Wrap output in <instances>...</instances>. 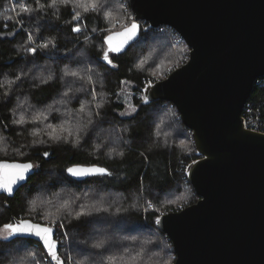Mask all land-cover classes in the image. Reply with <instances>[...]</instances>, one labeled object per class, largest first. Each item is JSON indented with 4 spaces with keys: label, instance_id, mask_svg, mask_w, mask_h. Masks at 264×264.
Instances as JSON below:
<instances>
[{
    "label": "trees",
    "instance_id": "trees-1",
    "mask_svg": "<svg viewBox=\"0 0 264 264\" xmlns=\"http://www.w3.org/2000/svg\"><path fill=\"white\" fill-rule=\"evenodd\" d=\"M101 2L100 10L84 12L75 4L48 7L49 0H40L44 5L40 8L36 0H0V135L12 149L26 152L24 159L12 155L0 160L38 166L13 199L0 196V228L15 220L44 226L39 217L29 215L30 204L38 205L37 210L42 208L47 215L48 209H63L64 199L70 207L63 218L72 239L68 253L80 264H107L110 256L120 264V257L127 259L137 252L141 253L139 264H174L171 243L156 230L155 220L198 202L185 171L199 157L175 108L165 103L143 106L142 91L155 84L159 74L175 67L176 61L188 57L189 50L175 32L164 28L150 30L149 35L140 31L139 40L125 53H112L105 38L114 33L107 32L110 21L104 13L117 9L118 3L127 14L131 12L124 0ZM24 6L32 11L22 12ZM118 11V18H123L124 10ZM77 12L81 14L79 21L72 19ZM75 26L79 32L72 31ZM164 31L175 35L179 43L173 46ZM45 44L48 47H42ZM152 44L156 68L149 75L151 69L142 70L139 63ZM29 48L36 52L31 54ZM106 51L111 64L103 59ZM180 53L187 55L180 58ZM40 70L48 77L42 82L36 77ZM71 72L77 75H69ZM65 77H70V82ZM124 91L135 94L132 102L137 112L129 119L120 117ZM56 102L69 109L65 115L69 122L56 119L55 114L51 120L39 122L43 113L51 115ZM22 103L29 107L25 118L17 108ZM81 108L85 115L75 130L73 119ZM242 118L264 134V78L256 82ZM60 126L81 132L78 142L48 139L62 129ZM111 136L113 144L108 141ZM45 152L48 156L43 155ZM71 166H99L110 175L77 184L65 176ZM50 170L61 184H44ZM176 201L182 208H175ZM81 211L91 215L77 220L76 213ZM94 226H100L99 233L92 229ZM101 241L106 242L105 248L91 247ZM20 244L39 252L49 264L42 248L25 240H0V264H33L19 250L16 258L8 253ZM59 254L66 260L67 253L60 248Z\"/></svg>",
    "mask_w": 264,
    "mask_h": 264
},
{
    "label": "water",
    "instance_id": "water-1",
    "mask_svg": "<svg viewBox=\"0 0 264 264\" xmlns=\"http://www.w3.org/2000/svg\"><path fill=\"white\" fill-rule=\"evenodd\" d=\"M124 1L137 34L112 53L122 55L134 45L142 24L172 30L189 50L183 67L142 91L143 106L175 108L199 157L185 171L198 202L155 223L171 243L174 264H264V134L247 130L242 118L264 78V0ZM121 32L110 35L112 47L121 45ZM33 173L35 168L23 187ZM65 176L82 184L109 175L77 178L65 170ZM23 187L0 196L11 200Z\"/></svg>",
    "mask_w": 264,
    "mask_h": 264
},
{
    "label": "rangeland",
    "instance_id": "rangeland-1",
    "mask_svg": "<svg viewBox=\"0 0 264 264\" xmlns=\"http://www.w3.org/2000/svg\"><path fill=\"white\" fill-rule=\"evenodd\" d=\"M118 5L119 6H117V5H114V6L115 7L117 6L118 10H122V9L124 10V14L125 15H123V18H118L119 15L117 13L119 11L117 9H115V10L107 9L106 12L104 13V15L106 16V19L110 21V27H109V29L107 31L110 34L123 31L124 30L123 26H130L132 24V21H133L132 15L127 14V9L123 8L124 7L123 4L118 3ZM167 30H170V29H167ZM141 32H143V34L149 35L150 29L148 28L147 25L142 24L141 25ZM164 33H167V31H164ZM167 35H168V38H171L173 46H174V44L179 43V42L183 43V41L179 37H178L180 39V40H178L179 42H176L177 38L174 37L175 35H172L171 32L167 33ZM153 46L154 45L152 44L150 46V48L147 50L148 53L146 55L144 54V56H142L140 58L142 60L139 63V68L140 69H142V70L143 69H145V70L146 69H151L149 71V73H148L149 75H151L152 72L154 71V69L156 68V67H154V64H156V63H154V59H155L154 56L156 54V51H155ZM31 54H32V52H31ZM159 54H160V52H159ZM185 55H187V54L186 53H180L178 57L181 58L182 56H185ZM185 57H186V59H185ZM185 57L179 63H178V61H176L175 62V64H176L175 67H179L178 69H180L181 66L183 67L188 62L189 54H188V57L187 56H185ZM163 60H165V58ZM175 67H173V68L171 67L170 69H166V71L164 73L159 74L158 77H156V83L166 80L168 78V76L173 73L172 70ZM36 77H37L38 81H40V82H42V81H44V80H46L48 78L46 76V73L44 72V70L38 71L36 73ZM66 78H68V80ZM64 79L70 82V77H65ZM67 95L68 94H66L64 96H67ZM134 95L135 94L129 93L127 91H124V93L121 94V101H122V103L124 105V111L120 114V117L122 119H129V118L133 117L136 114L137 109L135 108V106L133 105V102H132V98H135ZM22 104H23V106H22ZM22 104H19L17 108H18L20 113H23V114H21V116L25 118L26 116H25L24 113L27 112V110H29V107L28 108L25 107L27 105L26 103H22ZM57 105L58 104L56 102L54 104V106H52V108L50 109L49 112H50L51 115H47V113L41 112V113H43V115L42 116L40 115L39 122L43 121L42 122V124H43V123L47 122L48 120H51L55 115H57L58 118H56V119H58V120L65 119L66 122L68 123L69 120L66 119L65 115L68 113L69 109L68 108H64V105H58V107H57ZM55 108H56V110H55ZM85 111L86 110L78 112V114H76L78 116L75 119H73L76 122L75 130L79 129L78 121L81 120V123H82V118L81 117L85 115L84 114ZM25 122H23L21 124H24ZM60 128H62V129H58V131H56L55 134H50L48 139L53 140L54 142H57L58 140H62V139H65L66 141H73L75 143L78 142L77 140L80 138L81 132H77L76 133L74 130H73V132H71L69 129H68L69 131H66L62 126H60ZM85 134H86V132H85ZM110 140H113L112 136H111L110 139H108V141H110ZM111 143L109 144L110 146L113 144V143L112 144ZM24 153H26V152L20 153L19 151H16V150L12 149L11 146L9 144H7L4 141V139L1 137V135H0V159L9 158L12 155L18 156L19 159H24L25 158V154ZM35 168H36V170H38V166H36ZM51 172H53V171H51V170L47 171L46 174L48 175V177H46V181H44V184H61L57 174H54V173H51ZM62 184H64V183H62ZM176 202L178 204L175 205V208H182V207H180L181 204L178 201H176ZM66 203L67 202H65L64 199H63V203H62L63 209L60 208L59 212H57L56 209H53V210L52 209H48L47 210V213L51 212V213L55 214V216L59 217V219L56 221V223H53V218L52 217H49V216L47 217L45 210H42V208H41V210H37L38 205H35L34 207H32V203H31L30 206H29V210L28 211H29V215H33L35 218L39 217L41 219V223L44 226L55 228L56 234H57V239H58V241H61V243H59L60 250L62 251L63 254L67 253V255H66V257H67V256L70 255L68 252H71V250H72V247H71L72 246V244H71L72 239L68 236V234L66 232V229H65V226H64L63 229H61L59 227V224L63 223V221H64L63 218H65L66 215H67V213H65V212H67L66 210H68V208H70L69 207V202H68V204H66ZM69 214H70V212H69ZM69 217H72V216L69 215ZM92 229H94V231L99 233L100 226H94ZM4 235H6V233L0 231V237H2ZM0 240H3V239H0ZM18 250L20 251L19 252L20 255L24 254L25 258L28 261H31V262H33V260L27 256V253L34 252L36 254V260L34 261L33 264H42V263L45 264L46 261H47L46 259H42V256H41V254H39V252H35L33 249L28 248L27 244H25V245L24 244H20L19 246H17V250L15 248L14 250L9 251V252L7 251V252L9 254H11V256L14 255V258H16ZM15 251H16V254H12ZM10 252H12V253H10ZM72 259H73L74 262H79V260H77V259H75V260H74V258H72ZM115 263L119 264V262H114V264Z\"/></svg>",
    "mask_w": 264,
    "mask_h": 264
},
{
    "label": "snow or ice",
    "instance_id": "snow-or-ice-1",
    "mask_svg": "<svg viewBox=\"0 0 264 264\" xmlns=\"http://www.w3.org/2000/svg\"><path fill=\"white\" fill-rule=\"evenodd\" d=\"M37 7H44V5L40 4V0H36ZM75 4L77 7H83L84 12L89 11H98L103 7L101 0H49L48 7H56L57 5H69ZM22 12L28 13L32 11V9L27 6L22 7ZM73 20L79 21L81 19V14L77 12L73 17ZM124 30L121 33H118L124 39L121 42V45L118 47L111 46L112 37H106L105 40L109 44V51H120V48L123 44H126L129 40L133 39L137 34L138 25L136 23H132L130 26H123ZM73 32H79V26H75L72 28ZM29 40L32 39L31 36L28 37ZM42 47H48L47 44L42 45ZM29 52L35 53V48H29ZM103 59L107 61L109 64L112 63L108 58V52L104 53ZM115 67V65H113ZM69 75L76 76L77 73L71 72ZM147 102V101H145ZM83 111V108H81ZM44 156H48V153H43ZM36 167L32 163H16V162H7L0 160V193H7L8 195H12L15 190H18L19 187H23L24 185L21 182H26L30 173H32V169ZM67 173L72 177H85L91 175H110V173L104 169L99 167H69L66 169ZM34 174V173H33ZM148 207L151 208L152 204L149 203ZM34 210V209H33ZM60 209H57L59 212ZM97 211H107V209H97ZM49 217L53 218V223L59 219V217L55 216V214L49 212L47 213ZM91 215V213L86 212H77L76 219L79 220L83 216ZM160 218L156 217L155 223L159 224ZM59 227L61 229L64 228V224L60 223ZM0 231L6 233V235L0 237V239L8 240L10 237H19V236H34L37 238L36 243L43 244V250L47 252V256L49 258V264H79V262H74L72 257L69 255L65 259H62L59 254L58 244L61 241H57L53 238V228L47 226H41L40 224H33L27 220H20L17 223H5ZM106 242H96L91 245L93 249H103L105 248ZM127 252V249H125ZM27 256L31 258L33 261L36 260V254L34 252L27 253ZM141 257V253L137 252L135 256H129L127 259L120 257V264H139V259ZM117 258L114 256H110L107 264H114V261Z\"/></svg>",
    "mask_w": 264,
    "mask_h": 264
},
{
    "label": "built area",
    "instance_id": "built-area-1",
    "mask_svg": "<svg viewBox=\"0 0 264 264\" xmlns=\"http://www.w3.org/2000/svg\"><path fill=\"white\" fill-rule=\"evenodd\" d=\"M159 30H162V29H159ZM245 128L249 131H252V132H256V133H262L258 130V128L256 126H254L253 124H249V123H246L245 122ZM263 134V133H262ZM188 183V182H187Z\"/></svg>",
    "mask_w": 264,
    "mask_h": 264
}]
</instances>
